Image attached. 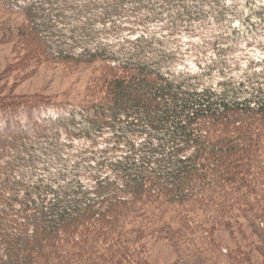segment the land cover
<instances>
[{"label":"trees","instance_id":"16d2710c","mask_svg":"<svg viewBox=\"0 0 264 264\" xmlns=\"http://www.w3.org/2000/svg\"><path fill=\"white\" fill-rule=\"evenodd\" d=\"M0 7L26 18L10 37L40 60L101 61L110 71L99 83L105 100L93 106L1 100L0 151L9 138L20 141L0 152V171L9 173L0 175V264H140L129 231L147 229L128 216L147 220L152 207L249 219L255 210L239 201L264 186V0ZM117 69L123 74L110 77ZM33 115L42 127L37 149L24 137L33 124L23 118ZM109 172L119 192L92 190L89 182ZM261 226L254 230L264 237Z\"/></svg>","mask_w":264,"mask_h":264},{"label":"rangeland","instance_id":"374dc122","mask_svg":"<svg viewBox=\"0 0 264 264\" xmlns=\"http://www.w3.org/2000/svg\"><path fill=\"white\" fill-rule=\"evenodd\" d=\"M25 24L24 16L0 7V102L4 100L20 104L44 101L55 105L85 107L105 100L99 83L104 80L102 74L110 73L109 69L102 67L106 63L97 61L90 65L74 66L49 61L47 58L40 60V56L33 53V48L22 40L10 37L12 32L15 35L17 28ZM112 71L110 77L113 75L119 78L123 74L119 69ZM35 118L36 115L23 118L25 123L33 124L24 137L31 147L37 149L34 140L40 136L42 127L40 123L34 124L37 122ZM19 137L9 138L8 145L0 152L7 153L16 147ZM19 173L23 174L24 171ZM0 175L9 173L2 170ZM103 179L89 182L92 190L101 195L119 192L121 182L115 173H106ZM256 186L255 194L245 197L243 202L239 201L255 210L248 216L249 219L231 222L227 218H217L213 209L187 207L179 211L169 208V205L160 210L152 207L147 220L142 218L139 221L136 214L128 216L132 225L141 222L147 229L142 230L140 236L129 231L131 243L135 242L129 245V250L133 251L132 259L138 260L140 264H181V258L189 262L196 259L200 261L199 264H264V237H260L254 230L264 225V186ZM245 190L244 187L242 192ZM254 216L261 217L262 223ZM251 217L258 221L254 226ZM105 239L103 235L101 242ZM118 250L114 248L110 256L115 258L113 254Z\"/></svg>","mask_w":264,"mask_h":264}]
</instances>
